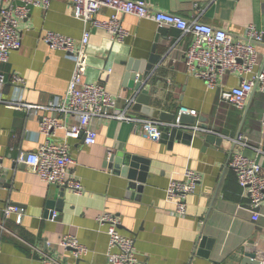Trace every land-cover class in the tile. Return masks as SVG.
Listing matches in <instances>:
<instances>
[{
	"label": "crops",
	"instance_id": "obj_1",
	"mask_svg": "<svg viewBox=\"0 0 264 264\" xmlns=\"http://www.w3.org/2000/svg\"><path fill=\"white\" fill-rule=\"evenodd\" d=\"M145 1L153 10L223 29L234 40L254 27L263 34L255 48L264 58V0ZM112 13L102 9L97 19L106 20ZM119 19L127 31L121 41L74 18L66 0H52L47 10L31 8L28 17L18 21L21 47L0 65L3 96H17L35 108L26 112L0 104V264H42L41 253L59 264H105L108 237L106 226L97 220L103 212L116 216L119 233L134 240L137 258L146 264H245L247 254L255 256L249 264H264V205L253 221L246 192L228 165L232 154L241 153L260 165L264 177V95L255 91L243 110L221 102L219 89L207 88L186 71L184 55L193 41L191 34L131 15ZM49 31L73 39L76 45L84 31L89 32L84 81L103 85L121 111L136 94L124 85L128 65L138 71L150 56H158L148 81L143 79L149 86L148 107L175 118L181 107L195 110L193 125L211 130L220 144L207 142L204 131L189 132L188 144L156 142L133 132L126 122L103 119L94 122V144L86 145L82 137L65 139L61 129L50 139L67 143L74 164L66 175L80 182L82 193L42 181L17 161L18 155L35 152L47 140L40 133L41 118L53 114L49 104L64 102L74 68L72 60L44 43ZM13 77L22 83H15ZM239 82L237 74L229 75L222 87L230 89ZM56 117L61 123H73L68 114ZM238 136L246 138L250 147L230 141ZM115 152L148 162L144 184L129 188V180L110 167L109 157ZM185 169L197 173L200 182L187 197L186 215L180 218L169 213L173 205L164 197L169 180L181 181ZM7 205L23 210L20 223L14 214L4 217ZM64 236L76 238L87 254L75 258L70 249L57 246Z\"/></svg>",
	"mask_w": 264,
	"mask_h": 264
},
{
	"label": "built area",
	"instance_id": "obj_2",
	"mask_svg": "<svg viewBox=\"0 0 264 264\" xmlns=\"http://www.w3.org/2000/svg\"><path fill=\"white\" fill-rule=\"evenodd\" d=\"M16 1L18 3H16ZM52 0H0V65L8 60L9 55L20 49L21 33L18 21L26 19L31 8L47 10ZM71 8L74 18L90 24L96 29L105 31L112 40L121 41L127 36L119 16L131 15L139 19L154 22L159 27L174 28L180 32L193 36V41L185 52L184 65L186 71L202 79L207 88L220 90L221 102L229 103L239 110H243L247 98L255 91L264 95V58H260L255 44L263 41L262 32L254 27H248L239 40L223 29L213 28L198 20H185L184 18L162 11L151 9L145 0H66ZM102 9L110 10L112 15L106 20L97 19ZM44 43L50 50L64 54L74 64L73 73L64 95V102H53L47 109L53 112L49 117L40 121V133L46 137L35 152H19L17 161L24 164L30 172L37 175L42 181L61 189H67L73 194L80 195L82 186L79 181L68 178L66 169L74 164L66 142L57 144L51 142L56 130H63L65 139H78L83 136L86 145L94 144L96 131L94 122L103 119L123 121L128 123L132 131L141 134L153 141H159L162 127H175L194 134L204 131L211 134V130L202 128L199 123L195 125L181 124V115L196 117L195 110L181 107L173 122H163L158 119L134 115L130 106L121 111L116 108V102L101 84H90L84 81L87 69V45L89 32L84 31L81 40L76 45L74 40L54 33L46 32ZM254 68L257 71L254 72ZM237 74L240 82L236 87L224 89L222 82L226 76ZM15 83L22 80L13 77ZM4 79L0 73V104L18 111L30 112L35 108L22 102L17 96L5 99L3 96ZM56 114H68L73 123H61ZM234 145L250 147L246 138L238 136L231 139ZM2 156L0 155V176L3 172ZM229 167L236 174L237 182L247 195L248 204L253 211L252 220H258V211L264 205V177L261 175L260 165L241 153L231 155ZM182 180L170 179L165 190V202L173 205L169 213L183 218L187 210V197L192 194L200 182V177L193 170L185 169L181 174ZM11 214L16 216L20 223L24 217L21 208L7 205L3 215L8 218ZM57 214L52 213V218ZM101 225L106 226L108 247L105 254V264H146L137 258L135 242L132 238L122 236L119 231V222L110 212H103L97 218ZM199 227L203 221L198 222ZM2 227V226H1ZM70 249L75 258L87 254L76 238L64 236L56 244ZM42 254V264H59L47 254Z\"/></svg>",
	"mask_w": 264,
	"mask_h": 264
},
{
	"label": "water",
	"instance_id": "obj_3",
	"mask_svg": "<svg viewBox=\"0 0 264 264\" xmlns=\"http://www.w3.org/2000/svg\"><path fill=\"white\" fill-rule=\"evenodd\" d=\"M158 59L159 58L156 55L150 56V58L145 62V68L142 69L141 67V69L138 71H136V67H129L128 65V71L126 72L124 78V85L128 86L136 93L132 97V111H139L143 113V116L147 117L149 115L154 119L170 123L175 120V117L173 115L152 110L148 107L147 103L149 99V86L147 85V77L150 75L149 73L157 64ZM143 79H146L147 81L145 82L143 81ZM139 103H143L144 107L141 108L139 106ZM179 122L181 124L193 125L195 123V118L190 117L188 115H181L179 118ZM160 132L161 135L159 138V142H166L170 144L172 141H181L183 143L188 144V141L191 139V133L175 127H162L160 128ZM205 139L207 142H213L216 145L220 144L221 142V139L217 138L212 134L206 135ZM109 163L111 164L110 167H113L117 173L121 174L122 176H125L129 180L130 189H134V187H140L137 186L138 184H144L147 176L145 173L148 170V162L138 157L126 154L124 152H115L109 157ZM204 240L206 239L203 238V242ZM254 257L255 256L253 254H247L246 259L244 260L245 264H249L251 261H253ZM257 263L258 262H256V264Z\"/></svg>",
	"mask_w": 264,
	"mask_h": 264
}]
</instances>
